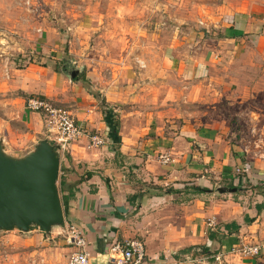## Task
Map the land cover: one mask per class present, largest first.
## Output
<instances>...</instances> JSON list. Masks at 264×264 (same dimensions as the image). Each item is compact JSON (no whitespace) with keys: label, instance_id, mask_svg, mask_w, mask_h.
Listing matches in <instances>:
<instances>
[{"label":"crops","instance_id":"0c3cea01","mask_svg":"<svg viewBox=\"0 0 264 264\" xmlns=\"http://www.w3.org/2000/svg\"><path fill=\"white\" fill-rule=\"evenodd\" d=\"M59 25L47 21L40 29L36 58L49 64L7 69L0 85V141L15 157L31 152L41 139L51 141L43 116L27 109L29 98L71 111L85 134L61 158L65 224L51 234L14 231L0 237V263L5 253L8 264H66L75 251L67 229L76 225L93 264L110 260L115 240L130 239L145 244V264H264V254L252 259L234 251L264 243V195L255 189L264 186V153L250 147L228 117L207 121V112L199 110L210 103L217 114L220 103L244 105L264 90V0H222L213 31L198 33L186 55L171 46L158 76L152 68L143 76L119 65L105 73L103 65L96 68L95 54L82 55L88 47L78 52L67 41L66 35L83 30ZM81 61L88 71L71 80L63 69ZM175 75L181 92L174 90ZM175 95L182 109L188 104L198 109H176ZM103 102L120 123L119 145ZM92 135L102 136L105 145L93 147ZM219 188L237 191L221 194ZM232 223L239 230L228 233L225 225Z\"/></svg>","mask_w":264,"mask_h":264},{"label":"rangeland","instance_id":"374dc122","mask_svg":"<svg viewBox=\"0 0 264 264\" xmlns=\"http://www.w3.org/2000/svg\"><path fill=\"white\" fill-rule=\"evenodd\" d=\"M221 5L222 0H0V85L7 79L8 68L24 69L31 62L50 63L37 59L35 52L40 29L47 21L59 23L62 28L73 27L75 33L83 30L66 35L67 41H74L78 52L88 47L82 55L91 59L95 54L97 63L100 62L96 68L103 65L105 73L111 74L114 65H119L142 72L143 76L152 68L158 76L162 74L160 62L171 46L175 53L186 55L198 42V33L205 28L213 31ZM66 46L69 48V43ZM88 68L81 61L67 68V72L79 69L85 75ZM174 78V90L181 92L183 83L176 75ZM261 87L264 88V83ZM213 106L207 103L199 108L207 112V121L228 117L239 128V136L255 151L264 153V90L244 105L220 103L217 114L213 113ZM174 107L198 109L191 104L182 109L177 95ZM251 110L257 114L250 113ZM255 126L257 129H253ZM13 234L23 235L18 231ZM8 235L12 233L0 232V237ZM3 255L0 264H8Z\"/></svg>","mask_w":264,"mask_h":264},{"label":"water","instance_id":"95a60500","mask_svg":"<svg viewBox=\"0 0 264 264\" xmlns=\"http://www.w3.org/2000/svg\"><path fill=\"white\" fill-rule=\"evenodd\" d=\"M82 72L75 69L68 75L74 80ZM61 158V147L49 139H41L22 157L8 154L0 141V232L51 234L65 224L58 188ZM236 191L218 189L221 194Z\"/></svg>","mask_w":264,"mask_h":264},{"label":"built area","instance_id":"2783aa9c","mask_svg":"<svg viewBox=\"0 0 264 264\" xmlns=\"http://www.w3.org/2000/svg\"><path fill=\"white\" fill-rule=\"evenodd\" d=\"M26 107L30 112L40 113L51 134V141L61 147V155L64 156L69 150L72 142L80 139L85 131L77 123L71 111L63 106L55 105L50 100L32 97L26 102ZM91 145L93 147H101L105 145L106 140L99 135H92L90 137ZM161 160L167 163L169 158L162 156ZM241 173V170H237ZM243 171L242 173L245 174ZM210 227L216 226L215 221L212 220ZM68 244L75 248L66 264H93L87 250V241L82 233V230L76 226L71 225L67 229ZM112 252L110 260L104 264H145L147 251L145 244L138 239H130L125 241L115 240L109 248ZM235 253L246 258H258L264 254V243H246L234 250ZM216 261H221V257L215 258Z\"/></svg>","mask_w":264,"mask_h":264},{"label":"trees","instance_id":"16d2710c","mask_svg":"<svg viewBox=\"0 0 264 264\" xmlns=\"http://www.w3.org/2000/svg\"><path fill=\"white\" fill-rule=\"evenodd\" d=\"M63 71H67L65 69H63ZM84 75V74H83ZM80 77L75 78V80L79 79ZM103 111H104V115L105 118L107 119L108 123L110 124L112 130H113V141L115 144L119 145L121 142V136H120V123L119 121L115 118V114L113 112V109H111L108 104L106 102H103ZM63 185V184H62ZM200 192H202L203 190H200L199 188H197ZM240 189V188H239ZM259 191L260 194L264 195V186H260L259 188H255ZM65 200L68 201V197H64L63 201ZM253 219L247 218L246 222L247 223H252ZM225 228L227 230L228 233H232L233 231H238L239 230V225H237L236 223H232V224H227L225 225ZM203 254L206 255H210L209 252L205 251L203 252Z\"/></svg>","mask_w":264,"mask_h":264}]
</instances>
